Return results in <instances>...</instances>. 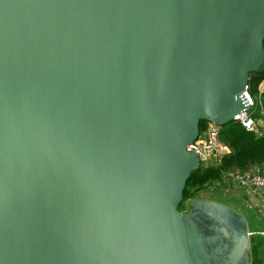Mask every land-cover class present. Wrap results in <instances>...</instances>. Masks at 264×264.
Masks as SVG:
<instances>
[{"label":"water","instance_id":"1","mask_svg":"<svg viewBox=\"0 0 264 264\" xmlns=\"http://www.w3.org/2000/svg\"><path fill=\"white\" fill-rule=\"evenodd\" d=\"M263 66L264 0H0V264H252L243 213L179 207Z\"/></svg>","mask_w":264,"mask_h":264},{"label":"trees","instance_id":"2","mask_svg":"<svg viewBox=\"0 0 264 264\" xmlns=\"http://www.w3.org/2000/svg\"><path fill=\"white\" fill-rule=\"evenodd\" d=\"M263 80L264 66L260 71L250 74L249 90L251 96L259 98L254 106L261 115L251 114L260 123H264V91L260 94L259 90ZM207 124V121H201V131L207 127ZM220 140L229 148V153L222 158L219 164L202 165L200 169L192 173L187 182L184 199L179 207L181 211L186 208L187 202L191 208L192 201L199 197L200 192L207 190L206 188L210 186L214 193H211L212 197L208 199L220 200L221 195L215 192V189L228 184L225 178L228 171L245 170L254 165H261L264 169V128L262 133L258 134L246 129L240 121L234 120L221 126ZM253 237L254 240L251 242L252 264H264V237L257 233Z\"/></svg>","mask_w":264,"mask_h":264},{"label":"built area","instance_id":"3","mask_svg":"<svg viewBox=\"0 0 264 264\" xmlns=\"http://www.w3.org/2000/svg\"><path fill=\"white\" fill-rule=\"evenodd\" d=\"M260 94L264 91V80L260 84ZM245 96L251 107L255 105V99L251 96L249 85L247 86ZM251 109V108H250ZM242 112L237 121H240L246 129L261 134L264 123H260L249 111ZM221 126L208 122L207 127L201 131L199 137L188 146L190 151L198 153L202 165L219 164L222 158L229 153V148L220 140ZM226 180L236 184L239 188L248 190L261 200V206L264 207V169L261 165H254L248 169H233L226 173ZM215 188V187H213ZM250 232V235H254ZM264 237V228L258 232Z\"/></svg>","mask_w":264,"mask_h":264},{"label":"rangeland","instance_id":"4","mask_svg":"<svg viewBox=\"0 0 264 264\" xmlns=\"http://www.w3.org/2000/svg\"><path fill=\"white\" fill-rule=\"evenodd\" d=\"M256 102H258L259 98L254 96ZM255 116L259 115V111L256 107H252L249 111ZM261 115V114H260ZM262 117V116H261ZM207 190H203L200 192L199 197L197 199H208L211 196V193H214L212 186L207 187ZM215 192L221 195L220 202H223L236 210L243 213L248 221L249 229H263L264 228V207L261 206V200L257 198L255 195L250 197L249 199H242L240 194L233 189V186L228 181L226 186H218L215 189ZM214 200V199H211ZM190 206L187 202L186 208L183 212L189 211Z\"/></svg>","mask_w":264,"mask_h":264},{"label":"crops","instance_id":"5","mask_svg":"<svg viewBox=\"0 0 264 264\" xmlns=\"http://www.w3.org/2000/svg\"><path fill=\"white\" fill-rule=\"evenodd\" d=\"M231 185L233 186V189H235L236 192H238L240 194L241 197L244 196V200L246 199H249L250 197L253 196V194H251L248 190H245V189H242V188H239L236 184H232ZM247 196V198H245ZM256 196V195H255ZM257 197V196H256ZM250 232H254L255 234L260 231V229H249ZM262 230V229H261ZM254 236V235H253Z\"/></svg>","mask_w":264,"mask_h":264}]
</instances>
